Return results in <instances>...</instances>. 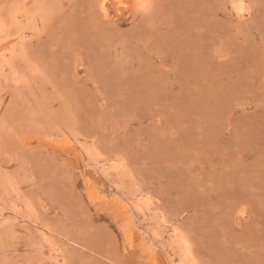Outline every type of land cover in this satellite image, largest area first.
<instances>
[{
    "label": "rangeland",
    "instance_id": "1",
    "mask_svg": "<svg viewBox=\"0 0 264 264\" xmlns=\"http://www.w3.org/2000/svg\"><path fill=\"white\" fill-rule=\"evenodd\" d=\"M0 264H264V0H0Z\"/></svg>",
    "mask_w": 264,
    "mask_h": 264
}]
</instances>
